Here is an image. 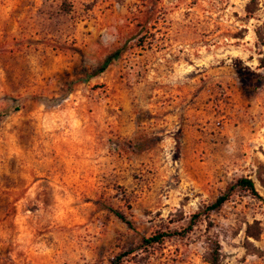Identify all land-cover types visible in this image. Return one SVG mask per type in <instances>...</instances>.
I'll return each mask as SVG.
<instances>
[{"label":"rangeland","instance_id":"1","mask_svg":"<svg viewBox=\"0 0 264 264\" xmlns=\"http://www.w3.org/2000/svg\"><path fill=\"white\" fill-rule=\"evenodd\" d=\"M213 258L264 264V0H0V264Z\"/></svg>","mask_w":264,"mask_h":264},{"label":"trees","instance_id":"2","mask_svg":"<svg viewBox=\"0 0 264 264\" xmlns=\"http://www.w3.org/2000/svg\"><path fill=\"white\" fill-rule=\"evenodd\" d=\"M109 61L106 62L105 66L101 69V72L104 71V69L108 66ZM236 187H240L246 191H249L251 194L259 197L261 199V197L258 194V191L256 189L255 183L253 180L248 179V178H241L238 180ZM232 193H228L224 196L219 197L211 206L208 207V211H216L221 209L224 204L226 202H228L231 199ZM207 212V211H206ZM117 216L122 219L123 221L126 220L125 216L117 213ZM130 225V224H129ZM162 241V235L159 236H155L149 240H147V242H161ZM211 264H217L218 263V259L217 258H213V260H211L210 262Z\"/></svg>","mask_w":264,"mask_h":264}]
</instances>
